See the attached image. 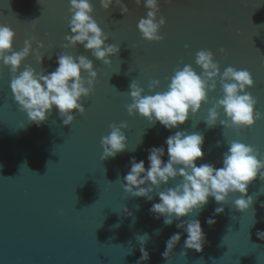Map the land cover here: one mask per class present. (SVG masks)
Returning a JSON list of instances; mask_svg holds the SVG:
<instances>
[{"label": "water", "instance_id": "1", "mask_svg": "<svg viewBox=\"0 0 264 264\" xmlns=\"http://www.w3.org/2000/svg\"><path fill=\"white\" fill-rule=\"evenodd\" d=\"M89 2L93 19L109 37L105 43L120 48L118 55L108 57L107 65L83 45L65 47V37L71 35L70 0H0V26L16 33L12 51H22L24 41L32 36L44 45L43 63H38L37 43H33V52L22 61L17 76L29 66L37 74L54 72L60 53L85 56L97 72L91 95L79 101L83 115L72 113L75 119L64 126L53 107L47 121L37 126L15 102L10 67L0 61V264H137L138 237L145 235L150 259L142 264H264V240L257 236L264 232V181L259 178L248 187L253 204L247 211H237L234 202L248 196L230 193L225 204L209 197L202 210L179 220L173 217L170 226L150 209L160 203L159 192L174 188L182 178L155 188L152 201L124 191L131 159L143 160L147 170L148 150L164 147L162 160L167 163L165 141L178 131L204 136V157L196 161L197 167H223V154L232 142L253 147L264 161V0H172L171 4L158 0L156 22L161 17L166 20L158 33L163 36L160 42L143 39L137 28L139 20L147 18L143 0L139 7L135 0H121L129 9L126 16L115 0L108 11L99 0ZM34 20H38L35 30ZM201 50L213 53L221 75L228 67L250 72L254 86L246 93L256 98L255 110L261 114L254 126L239 133L224 128L219 123L227 119L222 108L215 127L205 123L209 110L223 98L219 77L208 101L178 128L169 131L138 112L129 116L132 81L144 89V96L165 92L176 69L191 65L201 74L195 63ZM82 76L89 78L87 72ZM152 80L160 82L155 91L148 88ZM122 122L128 125L121 129L127 137L126 150L102 161V138L110 134V125ZM218 207L224 211L214 216ZM209 218L216 221L211 227ZM196 219L206 236L202 252L186 249L187 232L177 228ZM176 233L181 239L170 260H165L166 242Z\"/></svg>", "mask_w": 264, "mask_h": 264}, {"label": "clouds", "instance_id": "2", "mask_svg": "<svg viewBox=\"0 0 264 264\" xmlns=\"http://www.w3.org/2000/svg\"><path fill=\"white\" fill-rule=\"evenodd\" d=\"M99 2L105 11H108L113 4V0H99ZM165 2L171 4L172 0ZM115 3L126 16L129 12L128 7L121 0H115ZM141 3L142 0H135L137 7ZM143 5L148 9L147 18H141L137 28L143 39L160 42L163 36L158 33L166 24V20L161 17L159 22H156L157 14L160 12L158 0H143ZM69 11L72 13L71 35L65 37L67 41L65 47L74 48L78 44L83 45L86 51L92 52L96 60L105 65L110 64L111 60L108 57L118 55L120 48L105 43L109 37L93 19L91 15L94 12L93 5L89 0H70ZM37 22L38 20L32 21L34 30ZM15 36L16 33L10 27L0 26V61L4 66L10 67L12 73L10 88L15 102L23 112H26L29 122L37 126L47 121V114L53 107L58 109L63 125H71L75 119L72 113L79 112L83 115L85 112L79 101L89 97L94 89L97 72L94 70L93 62L82 55L71 56L60 53L57 59L59 66L54 72L47 75L37 74L29 66L17 76L22 61L33 52V43H37L35 54L38 63H43L40 49L44 45L32 36L24 41L22 51L13 52ZM185 47L187 48L188 45ZM220 51L225 53L223 48ZM10 52L11 55H6ZM195 63L202 69L201 74L198 75L191 65L184 66L182 70L176 69L167 91L162 93L144 96L142 95L144 89L132 81L129 87L133 102L126 106L129 116L138 112L150 123L154 124L158 121L169 131L178 128L189 120L190 113L193 115L198 113L202 104L208 101V92L215 91L216 80L219 77L223 98L209 110L205 123L209 128L215 127L219 119L218 109L222 108L227 119L219 123L224 128L239 133L241 129L254 126L261 118V114L255 110L256 98L246 93V89L254 86L250 72L228 67L221 75L219 64L214 62V55L208 50L197 52ZM82 72L88 73L87 80L83 78ZM159 83L158 80L150 81L149 91H155ZM127 127L124 122L119 126L110 125V134L101 140L102 161L115 158L126 150L127 137L121 129ZM165 143L169 157L167 163L162 160L165 154L164 147H152L148 150L150 167L146 170L143 160L137 163L136 159L132 158L131 170L124 177L126 181L124 191L133 197L147 198L148 201H152L151 193L155 188H159L162 184L166 185L177 177L182 178V182L174 188L159 192L160 203L154 204L150 209L157 219L161 216L165 217V226L173 223V217L179 220L202 210L208 204L209 197H213L217 204H225L230 193H239L241 197L248 196V187L253 181L257 178L264 181V161L257 158L258 153L251 146L232 142L228 151L223 154V167L217 169L211 164L196 166V161L204 157L202 134L178 131L175 135L169 136ZM217 146H220L219 142ZM252 204L253 198L250 196L247 199H236L234 202L235 209L241 213L247 211ZM124 211L128 210L124 208ZM223 211L222 207H218L213 215H219ZM215 223L213 218L207 220L209 227ZM177 228L187 232L186 249L203 251L206 236L198 219L177 224ZM257 236L264 240V232H258ZM144 237L147 236L138 237L141 257L137 264L150 259L149 252L144 247L146 244ZM180 239V234L176 233L166 242L163 259L170 260L173 249ZM181 255L186 256V252H182Z\"/></svg>", "mask_w": 264, "mask_h": 264}]
</instances>
